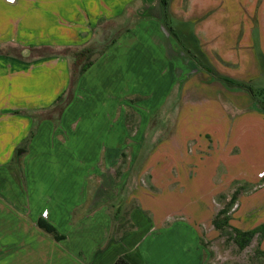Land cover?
Here are the masks:
<instances>
[{"label": "rangeland", "instance_id": "obj_1", "mask_svg": "<svg viewBox=\"0 0 264 264\" xmlns=\"http://www.w3.org/2000/svg\"><path fill=\"white\" fill-rule=\"evenodd\" d=\"M39 1L23 4L22 0H4L7 5L13 4L14 11L0 7V31L13 32L12 37L0 32V115L9 114L3 112L6 108L25 111L35 104L45 105L58 91L60 76L42 69L45 65L40 60L63 58L68 70V86L58 95L59 101L27 109V114L18 113L31 118V124L4 168L16 171L20 188L26 189L27 175H40L47 179L48 189L59 186L70 190L71 184L72 191L85 190L90 195L95 191V197L120 189L124 201L133 193L142 206L150 208L151 204L155 214L159 209L163 216L175 213L173 219L181 218L178 211L185 209L184 215L195 225L198 220L212 217L227 201L215 196L213 185L217 194L230 191L228 179L233 162L223 147L227 143H218L221 136L214 132L235 119L232 105H242L241 97H249L256 109L264 107V63L258 57V52L264 56L260 48L264 43V0L169 1L176 37L187 39V32L183 33L177 22L191 23L210 65L221 75L248 83L251 96L244 90L222 85L188 60L162 26L165 18L159 0H130L117 15L104 12L96 24L87 26L86 33L78 34L85 42L77 46L43 42V31L52 23L45 14L55 7L38 5ZM23 10L28 13L22 16ZM11 17L13 26L9 24ZM23 18L40 32L41 40L18 38ZM62 30L55 24L52 33ZM71 31L79 33L72 28ZM119 33L122 34L115 43L122 39L120 44L106 50L110 56L103 57L105 52L90 71L76 79L83 56L75 59L73 53L85 48L98 52ZM218 106L225 115H219ZM258 123L252 127L245 119L234 122L233 141L237 136L242 142L246 137L242 130L257 131ZM24 124L14 119L7 129L16 135ZM217 143L223 149L221 157L214 149ZM22 150L25 154L17 155ZM252 151L258 153L254 148ZM234 162L237 170L246 174L264 169L261 159L251 164L241 156ZM214 168L219 181L211 177ZM74 175L76 179L69 183L66 177ZM131 203L133 200L126 204L125 212ZM201 234L210 257L207 264H227L231 259L241 264L254 249L237 252L227 246L221 253L214 252L213 242L206 233Z\"/></svg>", "mask_w": 264, "mask_h": 264}, {"label": "crops", "instance_id": "obj_2", "mask_svg": "<svg viewBox=\"0 0 264 264\" xmlns=\"http://www.w3.org/2000/svg\"><path fill=\"white\" fill-rule=\"evenodd\" d=\"M28 1L30 0H22V3L26 4ZM130 2V0H82L81 2L41 0L37 3L38 5L55 7L54 11H49L48 15L45 14L52 22L48 26L51 31L49 32L46 27V31H43L45 36L42 38L39 36L40 32L33 29L32 25H28L27 18H23L20 23L21 34L18 38H39L40 40L42 38L43 42L48 44L77 46L85 42V39L82 41L78 34L86 33L87 26L92 27L96 24L106 11L114 15L119 14ZM112 5L115 6L110 9ZM0 7L7 12L14 11L13 4L7 5L4 0H0ZM26 12L23 10L22 16ZM13 23V17H11L10 26H13ZM55 24L60 25L64 30L52 33ZM71 28L79 33L74 34ZM0 32L13 36L11 30L5 29ZM43 32L41 35H44ZM121 40L110 48L119 45ZM260 48L264 52V43L261 42ZM104 56L106 58L110 55L106 52ZM40 62H43L42 66L45 65L41 67L42 69L51 71L53 74L55 72L60 76L59 89L51 95L45 105L34 103L33 107L27 108L29 110L49 105L67 88L69 82L67 64L63 58H47ZM36 64H39L38 61ZM38 66L40 65L36 68H39ZM61 80L62 85H60ZM241 98L239 100L243 102L242 105H238L237 102H233L232 105L235 112L232 115H235V119L229 126L220 122L221 125L223 124L222 127L214 132L221 136L218 143L224 142L223 145L227 143V146L223 147L225 152L229 151L228 158L233 160L230 163L228 179L229 185L231 184L230 191L226 194L222 192L217 194L218 189L216 185H213L215 196L219 199L224 197L227 201L208 220H198L197 225L184 215L185 209H182L183 212L178 211V215L181 216L178 219L172 218L175 213L170 217L163 216L164 212L161 209L156 210L155 214L153 206L151 204L150 208L142 206L136 194L132 193L129 196L130 199L127 198L124 201V194H120V189L114 193H99L96 198L95 191L92 195L85 190L80 192L73 189L72 191L71 184L70 190L59 186L48 189L47 179L40 175L34 177L27 175L26 189L20 188L19 182L16 181L18 177L16 171L4 167L12 158L13 151H16L17 146L20 145L21 135L29 130L31 118L27 115L19 116L18 113L22 110H18L17 107L3 110L9 114L0 115V197L3 199L0 201V264H113L118 257L125 258L130 264H207L210 262V257L206 251V242L202 241L201 232L206 233L210 242L215 245L214 252L221 253L227 246L230 249L236 248L237 252H246L254 248L241 264H264V169H257L252 174H246L239 172L238 164L234 162V158L241 156L251 161V164L255 159L264 160L262 159V156L264 157V110L256 109L249 97ZM218 108H220L219 115H225L223 108L220 106ZM27 109L22 113L27 114ZM216 113L218 111L215 112L218 116ZM65 114L62 119L65 118ZM14 119L25 123L22 128L24 131L21 129L23 132L16 135L11 133V129H7ZM244 119L252 127L254 123L259 122L258 130L250 132L243 129L246 136L244 140L240 142L236 136L233 141V124L237 120L240 122ZM39 126L37 131L40 130ZM235 130L238 135L237 127ZM224 134L228 135L227 138ZM218 143L215 144L214 149L221 157L223 149L222 146H217ZM253 148L258 153H253ZM31 149L29 148L30 151ZM23 153L24 151L20 155ZM28 174H30L29 171ZM74 177L76 179L75 175L68 176L66 179L71 183ZM119 177L120 175L117 182L120 180ZM211 177L219 181L216 168L213 169ZM256 184L258 186H255ZM86 196L90 199L83 201L82 198L85 199ZM150 197L156 198V196ZM79 198L82 201L78 202ZM232 198L234 201L231 203ZM131 200L134 203H131L132 207L125 212V206ZM81 204L82 206L79 207ZM220 212H224L220 218L225 219V223L215 228L212 221ZM43 213L46 214L43 216ZM38 220L51 225L63 239L56 241L52 236L41 231L37 226ZM236 233L253 234L249 243L244 248H240L239 243L244 245L242 243L246 238H237ZM230 254L231 258L234 257V253ZM229 262L227 264H237L232 259ZM217 264L225 263L219 261Z\"/></svg>", "mask_w": 264, "mask_h": 264}, {"label": "trees", "instance_id": "obj_3", "mask_svg": "<svg viewBox=\"0 0 264 264\" xmlns=\"http://www.w3.org/2000/svg\"><path fill=\"white\" fill-rule=\"evenodd\" d=\"M169 1L170 0H159L161 9L163 11V17L165 18V21L162 23V26L166 27L167 31L169 32V35L172 36L178 47L186 54L188 60L192 61L196 66H198L200 69L205 71L211 78L216 80L217 82L221 83L222 85H225L229 88H237L239 90H244L248 95H253V91L248 83L244 84L240 81L233 80L225 75L219 74L208 62L207 58L205 57L204 52L201 49V46L199 44L198 39L196 38L194 31L192 30V24L189 22H177L176 25L178 28L183 32H187V39L182 40L175 35L176 29L171 26L173 23V19L169 15ZM167 21V22H166ZM175 29V31H174ZM126 31V30H125ZM124 31V32H125ZM177 33V31H176ZM122 34V33H121ZM120 33L118 35H114L111 37L101 48L100 51H94L92 48H85L81 49L78 52L73 53L76 58H80L83 56V61L80 64V66L77 69L76 73V79L79 78L81 75H83L93 64L94 62L101 56L103 55L106 50L115 43L117 38L121 35ZM95 52H97L95 54ZM258 57L260 61L264 63V56L261 52H258ZM75 79V80H76ZM61 99V96H58L56 98V102ZM264 110V107H263ZM234 201V198L231 199V203ZM230 205V204H229ZM224 212H220L217 214V216L213 219L212 223L215 228H218L220 225H223L225 223V219H221L220 215H222ZM37 226L38 228L43 231L45 234L50 235L55 239L56 241L62 240L63 237L58 235L55 229L45 223L42 220L37 221ZM237 234V233H236ZM253 233H238L237 238L240 237H245L244 245H241L239 243L240 248H244L245 245H247L252 237ZM248 236V238H247ZM236 240V239H235ZM113 264H130L125 258L123 257H118Z\"/></svg>", "mask_w": 264, "mask_h": 264}, {"label": "water", "instance_id": "obj_4", "mask_svg": "<svg viewBox=\"0 0 264 264\" xmlns=\"http://www.w3.org/2000/svg\"><path fill=\"white\" fill-rule=\"evenodd\" d=\"M22 152H23V151H18V152H17V155H20Z\"/></svg>", "mask_w": 264, "mask_h": 264}, {"label": "built area", "instance_id": "obj_5", "mask_svg": "<svg viewBox=\"0 0 264 264\" xmlns=\"http://www.w3.org/2000/svg\"><path fill=\"white\" fill-rule=\"evenodd\" d=\"M46 213H43V216L45 215Z\"/></svg>", "mask_w": 264, "mask_h": 264}]
</instances>
